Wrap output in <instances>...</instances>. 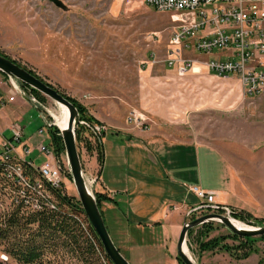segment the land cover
<instances>
[{"label": "rangeland", "instance_id": "1", "mask_svg": "<svg viewBox=\"0 0 264 264\" xmlns=\"http://www.w3.org/2000/svg\"><path fill=\"white\" fill-rule=\"evenodd\" d=\"M60 1L62 7L48 0H0V51L82 102L94 117L120 120L123 114L127 119L130 111L136 110L147 117L148 123L158 120L182 126L185 129L179 138L216 147L238 169L245 161H254L247 174L264 182V100L247 97L237 79H219L209 74L205 66L199 74L191 72L186 76L168 68L166 52L178 26L175 13L156 11L145 0ZM184 54V58L206 60L225 53L216 49L207 57L186 49ZM20 84L0 72V97L4 101L9 96L19 102L22 98L29 101L27 104L33 106L24 109L19 121L24 127V141L31 139L32 144H38L44 140L49 145L46 121L58 125L57 117L64 110L50 98L41 101ZM16 87L25 93L24 97ZM13 105L16 104L1 109V120L12 116ZM40 129H44V134H39ZM5 136L12 137L10 132ZM81 136L77 148L88 184L93 185L87 165L91 153L86 146L92 135L83 131ZM105 136L116 138L112 130ZM61 159L65 193L78 198L66 153ZM16 195L12 187L0 185V205L4 208L14 202ZM211 213L225 211L202 209L187 215L186 221ZM104 216L117 247L113 224ZM210 223L214 228L205 233L207 236L199 233V226L187 237V250L196 264H264V235L246 237L254 241L244 244L231 238L236 234L223 224ZM222 236L227 239L217 248H200L201 243ZM177 257L178 250L175 255L159 259L162 264H179ZM125 258L133 264L128 255ZM0 264L16 263L0 251Z\"/></svg>", "mask_w": 264, "mask_h": 264}, {"label": "crops", "instance_id": "2", "mask_svg": "<svg viewBox=\"0 0 264 264\" xmlns=\"http://www.w3.org/2000/svg\"><path fill=\"white\" fill-rule=\"evenodd\" d=\"M23 99L6 103V107L16 104L10 107V118L1 120L0 113V144L12 138L6 133L12 135V125L21 122V114L33 106ZM95 118L116 138L103 137L102 165L96 151L89 155V174L96 179V193L109 197L103 204L104 215L113 224L118 249L133 264H162L160 257L177 254L186 217L200 205L193 187L215 193V205L264 218V182L247 174L254 161H245L238 169L216 147L182 140L179 134L185 128L166 121L155 120L141 129L128 124L123 114L120 120ZM24 136L18 156L38 169L46 159L37 147L45 142L32 144ZM24 148L31 153L26 156Z\"/></svg>", "mask_w": 264, "mask_h": 264}, {"label": "built area", "instance_id": "3", "mask_svg": "<svg viewBox=\"0 0 264 264\" xmlns=\"http://www.w3.org/2000/svg\"><path fill=\"white\" fill-rule=\"evenodd\" d=\"M145 2L156 11L175 13L174 18L178 26L169 40L166 52L165 65L168 68L174 69L179 76H186L191 72L197 73L196 67L201 69L205 66L209 74L219 79H237L247 97L264 100V0H145ZM199 33L201 34L198 35ZM186 49L193 53L205 54L207 57L212 56L216 49L225 54H220L214 59L198 60L184 58ZM228 49L231 51L228 52ZM16 90L24 96L25 93L21 89L19 92L16 87ZM15 99V96H9L4 101L0 97V113L6 103L14 102ZM31 100L37 103L34 97ZM148 122L147 117L136 110L130 111L127 116V123L136 128L147 129L150 126ZM46 124L49 128L48 124L51 123L48 121ZM94 131L97 136L104 137L109 127L98 123L94 125ZM11 132L12 138L0 144V161L7 165L10 180L36 194L37 197L31 204L32 209L38 210L41 207V199H52L44 187L39 185L38 180L31 184L19 163L22 160L18 156L17 148L22 145L24 128L16 122L12 125ZM39 134H44V129H40ZM37 150L46 159L37 169L38 172L52 175L55 183L62 188L63 169L62 164L56 159L54 148L42 143ZM24 151L27 155L31 153L27 148H24ZM91 180H93L91 183H96V179ZM191 192L200 201L199 207L216 206L223 208L221 211L228 208L227 213L233 215L234 209L215 205V193L206 192L199 187H193ZM14 198L20 200L25 197H19L17 194ZM50 207H55L53 202Z\"/></svg>", "mask_w": 264, "mask_h": 264}, {"label": "trees", "instance_id": "4", "mask_svg": "<svg viewBox=\"0 0 264 264\" xmlns=\"http://www.w3.org/2000/svg\"><path fill=\"white\" fill-rule=\"evenodd\" d=\"M18 64L42 79L33 70L20 63ZM2 74L8 77L4 73ZM20 85L25 89H31L41 101H46V97L38 91L23 83ZM61 93L75 105L79 111L81 121L84 122L77 130V142L82 141L83 131L89 132L92 135V141H88L87 150L90 153L96 151L98 160L102 165L103 137L97 136L94 131V125L100 122L89 114L87 107L82 102L63 92ZM48 132L51 139L50 145L54 148L56 159L62 164L61 157L65 154V147L61 132L54 125L48 128ZM19 163L22 165L24 174L29 178L31 184L38 180L39 185L44 187L52 200L41 199L40 209H32L31 203L37 197L36 194L29 192L27 187L17 185L13 180H10L7 165L0 161V185L3 188L12 187V190L16 191L19 197H25L20 200L14 198V202L10 206L4 208V205H2L0 207L1 253L16 264H67V262L68 264H74V262L75 264H113L86 217L79 199L67 195L64 185L62 188H52L41 178L37 168L33 167L30 162L19 161ZM23 192L24 194H22ZM96 198L105 220L103 204L109 201V197L105 194L96 193ZM52 202L55 205L54 208L50 207ZM233 216L251 225H264V218H254L245 211L235 212L233 210ZM213 226V224L207 223L201 226L198 231L201 235L207 236L214 228ZM194 231V229L191 230L188 235H193ZM230 237L244 242V244H250L254 241L238 235H230ZM226 239L227 237L224 236L211 239L208 242L201 243L200 248L202 250H213L220 245L221 241ZM177 260L179 264H184L179 257H177Z\"/></svg>", "mask_w": 264, "mask_h": 264}, {"label": "water", "instance_id": "5", "mask_svg": "<svg viewBox=\"0 0 264 264\" xmlns=\"http://www.w3.org/2000/svg\"><path fill=\"white\" fill-rule=\"evenodd\" d=\"M58 7H62V2L60 0H48ZM0 72L4 73L6 76L13 80H17L34 90L38 91L47 98L52 99L56 103L64 106L69 111V124L65 129H60L55 123L48 124L49 128L54 125L60 132L63 139L65 153L67 157V163L69 166V172L74 182L78 199L82 205V208L88 218L92 228L99 237L106 255L113 262V264H131L116 247L114 241L112 240L110 233L107 229L104 217L99 208L96 191L93 185H89L82 167L80 155L77 148L76 133L81 122V117L78 109L75 105L58 89L52 86L50 83L45 82L36 75L32 74L25 67L20 66L13 59H10L7 55L0 52ZM19 92H20V88ZM21 94V92H20ZM23 96V95H21ZM24 97V96H23ZM46 121V120H45ZM48 123V121H46ZM199 209H209V210H221L223 208L216 206H198L189 212L188 215ZM228 208L225 209V214L211 213L203 215L195 220L186 221L183 224L182 230L179 235L177 250L178 257L184 264H196V262L189 256L185 248L187 247V237L192 229L199 226L207 224L209 222H219L226 226L232 233L240 237H258L264 235V227L246 226L237 227L234 222L241 223L233 215L228 214Z\"/></svg>", "mask_w": 264, "mask_h": 264}, {"label": "bare ground", "instance_id": "6", "mask_svg": "<svg viewBox=\"0 0 264 264\" xmlns=\"http://www.w3.org/2000/svg\"><path fill=\"white\" fill-rule=\"evenodd\" d=\"M201 70L200 69H198V67H196V72L197 73H199ZM62 108H63V113H62V115L60 116V117H57V120H58V127L60 128V129H65L67 126H68V124H69V119H70V117H69V111H68V109L66 108V107H64V106H61ZM40 173V176H41V178L46 182V183H48L49 185H51V187L52 188H54V189H58V188H60L56 183H55V179L53 178V177H51V175L50 174H47V173H42V172H39ZM22 194H24V192L22 193ZM234 224L237 226V227H246V225L245 224H243L242 222L241 223H238V222H234ZM185 251H186V253L189 255V253H188V250H187V247L185 248ZM190 256V255H189Z\"/></svg>", "mask_w": 264, "mask_h": 264}]
</instances>
